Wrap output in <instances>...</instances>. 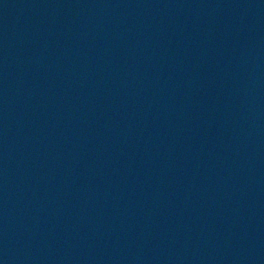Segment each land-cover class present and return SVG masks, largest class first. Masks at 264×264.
<instances>
[{
    "label": "water",
    "instance_id": "water-1",
    "mask_svg": "<svg viewBox=\"0 0 264 264\" xmlns=\"http://www.w3.org/2000/svg\"><path fill=\"white\" fill-rule=\"evenodd\" d=\"M0 264H264V0H0Z\"/></svg>",
    "mask_w": 264,
    "mask_h": 264
}]
</instances>
